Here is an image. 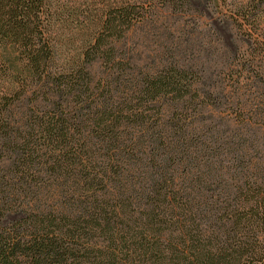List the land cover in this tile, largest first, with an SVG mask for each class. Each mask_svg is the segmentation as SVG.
Listing matches in <instances>:
<instances>
[{
  "label": "trees",
  "instance_id": "16d2710c",
  "mask_svg": "<svg viewBox=\"0 0 264 264\" xmlns=\"http://www.w3.org/2000/svg\"><path fill=\"white\" fill-rule=\"evenodd\" d=\"M95 2L0 0V264H264V154L166 120L212 99L182 67H140L144 1ZM249 85L242 128L264 106Z\"/></svg>",
  "mask_w": 264,
  "mask_h": 264
},
{
  "label": "rangeland",
  "instance_id": "374dc122",
  "mask_svg": "<svg viewBox=\"0 0 264 264\" xmlns=\"http://www.w3.org/2000/svg\"><path fill=\"white\" fill-rule=\"evenodd\" d=\"M95 1L103 9L115 5L118 0ZM123 1L139 3L141 0ZM142 1L140 7L147 11L149 21L145 32L144 28L132 31L135 37L130 44L136 51L140 67L153 74L163 66L168 70L182 67L185 77L195 80V90L188 94H202L212 99L202 107L197 105L199 101L180 102L178 108H169L166 120H169L170 112L171 115L178 111L190 115L181 124L193 125L198 131L195 136L200 139L227 138L239 130L246 145H255L256 150H249L251 158L264 154L258 153L264 152V106L258 107L253 117L248 115L246 128H242L234 116L239 97H244L240 93L248 83V89L256 91L252 96L264 94V55L260 56L264 54V6L254 11L247 7L251 0H192L191 4L183 6V11H172L164 5L165 0ZM150 1H153L152 5ZM246 16L260 17L250 32L240 27ZM239 18L242 21H237ZM171 45L176 47L173 52L169 50ZM238 61L245 64L244 69L232 67ZM241 86L238 91L237 87ZM225 158L228 165L232 156L225 155ZM193 166L196 167V163ZM196 171L189 172L191 178ZM221 183L215 182V185ZM194 184L188 183V190L196 194L199 190L196 182ZM198 194L201 197V193Z\"/></svg>",
  "mask_w": 264,
  "mask_h": 264
}]
</instances>
